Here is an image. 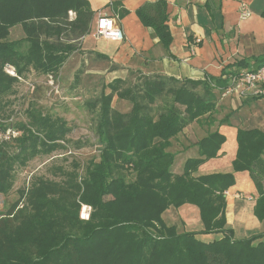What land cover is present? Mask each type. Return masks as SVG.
I'll list each match as a JSON object with an SVG mask.
<instances>
[{
    "label": "trees",
    "instance_id": "16d2710c",
    "mask_svg": "<svg viewBox=\"0 0 264 264\" xmlns=\"http://www.w3.org/2000/svg\"><path fill=\"white\" fill-rule=\"evenodd\" d=\"M94 16L86 0H0V121L3 129L20 132L0 142V264H264V233L236 239L226 221V193L236 175L246 173L258 191L255 214L264 220V132L238 128L233 171L198 175L205 163L224 155L227 138L220 127L227 116L217 120V93L227 80L135 73L108 83L88 104L97 155L84 163L73 158L70 171L55 167L53 178L28 172L16 188L34 160L72 158V129L34 104L26 121L14 123L16 98H10L19 94L20 81L4 67L14 66L23 80L32 71L56 80L81 52ZM17 26L25 37L12 41ZM24 42L29 47L23 52ZM262 66L264 59L250 69ZM247 68L241 64L234 73ZM115 97L129 102L130 111L116 110ZM194 123L206 136L181 145L196 148L198 157L177 172L175 148ZM15 192L17 199L10 200ZM83 206L91 208L89 220L81 218ZM185 207L198 210L201 230L180 232L166 223L168 210ZM207 235L219 238L201 239Z\"/></svg>",
    "mask_w": 264,
    "mask_h": 264
},
{
    "label": "crops",
    "instance_id": "0c3cea01",
    "mask_svg": "<svg viewBox=\"0 0 264 264\" xmlns=\"http://www.w3.org/2000/svg\"><path fill=\"white\" fill-rule=\"evenodd\" d=\"M86 1L95 16L90 33L81 41L82 53L73 55L80 57V63L84 59L87 74L102 76L109 83L135 73L178 81H226L239 65L247 64L248 68L242 70H253L258 60L264 59V0ZM241 3H245L251 12L247 20L240 19ZM100 15L116 19L125 36L122 42L95 38ZM235 98L220 99L221 103L225 102L222 110L226 116L238 119L235 143L230 149L225 145L224 155L205 163L198 175L233 171L237 129H244L249 124V120L240 114L246 110L251 111V115L264 100L252 98L253 101L246 103L244 99L236 98L238 103ZM225 117L222 116L221 120ZM251 129L259 128L245 130ZM259 130L264 132V128ZM184 140V137L180 138L175 148L180 158L177 172L182 170L187 159L198 157L196 148L181 146ZM257 198L258 191L250 176L237 174L236 184L226 193L227 226L236 239L264 233V220L255 214ZM169 213L174 211L168 210L166 214ZM178 214L200 220L194 207H185ZM209 236L215 235L202 237Z\"/></svg>",
    "mask_w": 264,
    "mask_h": 264
},
{
    "label": "rangeland",
    "instance_id": "374dc122",
    "mask_svg": "<svg viewBox=\"0 0 264 264\" xmlns=\"http://www.w3.org/2000/svg\"><path fill=\"white\" fill-rule=\"evenodd\" d=\"M24 37L25 35L20 26H17L11 30L10 40H20ZM28 47L29 45L24 42L20 49L24 52L28 49ZM79 58L80 57H78L77 54L72 55L66 62L64 67L61 69L59 77L56 80L54 79L56 90L49 85L48 76L38 75L32 71L26 76L25 83L19 82L17 85L19 94L10 98L11 100L16 98L15 104L12 108L18 111V113L13 117L14 123L26 121L25 112L30 104H34L49 115L63 118L72 129V132L68 137L70 140L69 147L72 151V158L61 155L59 157L51 156L34 160L30 163L27 171L25 170V172L19 174L16 188H19L23 185L28 172L37 173L38 175L45 176L47 178H53L52 174L53 171H55V167L63 166V168L70 171V163L72 162L73 158L79 159L84 163L87 162L91 157L97 155V146L94 144L95 140L91 130L92 121L89 115L90 112L88 110V104L93 103V101H97L102 93L103 87L107 85L109 81L102 76L87 74L84 59L80 63L78 61ZM32 84L34 85V89L29 86ZM217 98L224 101L222 96L218 93ZM221 100L219 101V108L217 110V120H221L222 116L225 117L227 115V113L222 110L224 108L223 105H225V102L221 103ZM234 100L238 102L236 98ZM229 101H231V98ZM244 101L248 103L253 100L252 98H246ZM113 107L120 112L127 113L131 109V104L127 101H121L115 97L113 100ZM250 112L251 111L245 110L240 114L242 118L246 117L249 120L248 127L244 126L243 128L263 129L264 100L259 102V106L252 111L251 115H249ZM226 120L227 122L221 125L220 130L226 136V146L230 149L235 143V125H239V122L235 116L234 119H231V117L228 116ZM215 129H217V125L214 126V130ZM204 134H206L205 129L197 123H194L191 128L187 130V136H184L186 139L184 140V144L186 143V145H188L190 142L197 141ZM76 145L78 148H76ZM65 158L68 159L64 161L63 159ZM83 172L84 168L82 167L80 174L83 175ZM9 199L16 200V192L13 193ZM2 212L3 209L0 207V213ZM164 219L169 225H177L180 232L185 231L186 229L195 231L199 228H202V224L200 220L197 219V217H183L182 215H179L177 211H174L172 214H165ZM217 238H219V236L216 235L206 238L201 237V239L205 241H212Z\"/></svg>",
    "mask_w": 264,
    "mask_h": 264
},
{
    "label": "built area",
    "instance_id": "2783aa9c",
    "mask_svg": "<svg viewBox=\"0 0 264 264\" xmlns=\"http://www.w3.org/2000/svg\"><path fill=\"white\" fill-rule=\"evenodd\" d=\"M69 16L73 18L75 14L71 11ZM251 17V12L245 3H241L240 6V19L247 20ZM96 39H106L111 41L122 42L125 38L122 29L117 25L115 18L100 15L97 21ZM4 71L7 75L13 78H17L21 83H25L21 77L18 76L14 66L7 64L4 67ZM49 77V85L56 90L55 81L52 76ZM227 85L221 91L222 98L236 97L239 99L246 98H264V66L257 70H241L227 77ZM34 89V85H29ZM2 122L0 121V142H9L13 139L18 138L20 132L15 129L8 127L3 129L1 127ZM0 199V205H1ZM91 214V208L88 206H83L81 212V218L83 220H89Z\"/></svg>",
    "mask_w": 264,
    "mask_h": 264
},
{
    "label": "water",
    "instance_id": "95a60500",
    "mask_svg": "<svg viewBox=\"0 0 264 264\" xmlns=\"http://www.w3.org/2000/svg\"><path fill=\"white\" fill-rule=\"evenodd\" d=\"M2 215V213H0V216Z\"/></svg>",
    "mask_w": 264,
    "mask_h": 264
}]
</instances>
